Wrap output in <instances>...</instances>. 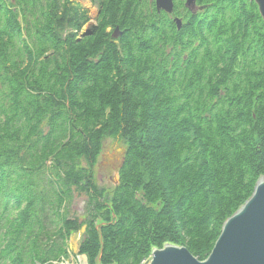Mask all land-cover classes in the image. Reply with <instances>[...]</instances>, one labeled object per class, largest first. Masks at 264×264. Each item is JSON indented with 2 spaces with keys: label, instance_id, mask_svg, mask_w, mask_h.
<instances>
[{
  "label": "trees",
  "instance_id": "1",
  "mask_svg": "<svg viewBox=\"0 0 264 264\" xmlns=\"http://www.w3.org/2000/svg\"><path fill=\"white\" fill-rule=\"evenodd\" d=\"M0 0V264L205 259L264 176V21L255 0ZM120 31L115 37L113 33ZM118 183L95 178L106 138ZM85 197L83 219L71 213Z\"/></svg>",
  "mask_w": 264,
  "mask_h": 264
},
{
  "label": "water",
  "instance_id": "2",
  "mask_svg": "<svg viewBox=\"0 0 264 264\" xmlns=\"http://www.w3.org/2000/svg\"><path fill=\"white\" fill-rule=\"evenodd\" d=\"M255 2L264 21V0ZM194 3L195 0H187L186 6L193 9ZM155 4L158 11H174L173 0H155ZM176 22L181 25L179 18ZM92 24L90 21L82 36ZM119 34L120 31L113 36ZM144 264H264V176L257 180L251 196L224 221L205 260L194 256L185 246L165 243L160 248H153Z\"/></svg>",
  "mask_w": 264,
  "mask_h": 264
},
{
  "label": "rangeland",
  "instance_id": "3",
  "mask_svg": "<svg viewBox=\"0 0 264 264\" xmlns=\"http://www.w3.org/2000/svg\"><path fill=\"white\" fill-rule=\"evenodd\" d=\"M86 8L90 14L91 21L95 23L97 15V6L91 0H74ZM163 10V9H161ZM166 12V11H165ZM172 14V13H171ZM87 27V26H86ZM85 27V29H86ZM90 29V26L89 28ZM125 143L120 138H106L103 141V150L97 159L94 168L96 182L100 186L112 189L118 183V169L123 160ZM85 197H75L71 207V213L83 219V206ZM222 229V228H221ZM84 228L81 231L74 232L67 243L68 257L63 259L60 264H89L84 254L78 253L80 241L83 237ZM148 259L143 260L147 261ZM144 264V263H143Z\"/></svg>",
  "mask_w": 264,
  "mask_h": 264
},
{
  "label": "bare ground",
  "instance_id": "4",
  "mask_svg": "<svg viewBox=\"0 0 264 264\" xmlns=\"http://www.w3.org/2000/svg\"><path fill=\"white\" fill-rule=\"evenodd\" d=\"M186 1H187V0H186ZM186 1H185V3H186ZM194 4H195V3H194ZM257 6H258V5H257ZM194 8H196V7H194ZM194 8H193V9H194ZM191 9H192V8H191ZM158 12H161V11H158ZM166 13H167V12H166ZM168 14H169V17H170V18L173 16V20H174V21H176V19L179 18V17L174 16V15H172V14H170V13H168ZM260 14H261V13H260ZM261 16H262V15H261ZM262 18H263V17H262ZM179 19L182 21L181 18H179ZM84 30H85V29H84ZM83 32H84V31H83ZM83 32H82V33H83ZM82 33H81V35H82ZM115 33H116V31H115ZM81 220H82V219H81ZM82 228H84V231H85V226H82ZM82 228H81L79 231H81ZM77 232H78V231H77ZM83 234H84V233H83ZM82 238H83V237H82ZM81 240H82V239H81ZM80 242H81V241H80ZM67 243H68V241H67ZM67 243H66V248H67ZM182 246H184V245H182ZM78 252H79V248H78ZM84 255H85L86 258L88 259L87 255H86V254H84ZM149 257H150V255H149ZM207 257H208V256H207ZM207 257H206V258H207ZM206 258H205V259H206ZM147 259H148V258H147ZM205 259H200V260H205ZM60 262H61V261H60ZM60 262H59V263H60ZM145 262H146V261L142 262V264L145 263Z\"/></svg>",
  "mask_w": 264,
  "mask_h": 264
}]
</instances>
